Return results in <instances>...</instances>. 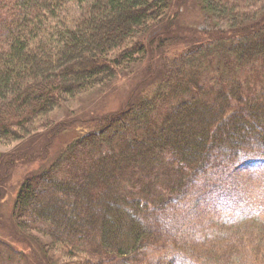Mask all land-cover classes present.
<instances>
[{
  "label": "trees",
  "instance_id": "obj_1",
  "mask_svg": "<svg viewBox=\"0 0 264 264\" xmlns=\"http://www.w3.org/2000/svg\"><path fill=\"white\" fill-rule=\"evenodd\" d=\"M185 1L0 0V145L45 143L9 219L50 240L25 260L0 244V264H36L33 247L42 264H264L263 207L181 219L220 173L264 172V0H197L203 30L179 24ZM131 78L126 108L53 152L56 110Z\"/></svg>",
  "mask_w": 264,
  "mask_h": 264
},
{
  "label": "rangeland",
  "instance_id": "obj_2",
  "mask_svg": "<svg viewBox=\"0 0 264 264\" xmlns=\"http://www.w3.org/2000/svg\"><path fill=\"white\" fill-rule=\"evenodd\" d=\"M176 9L183 19L179 24L192 28V30L207 29L215 24L212 21L210 25H205L206 19L199 10L197 0H186ZM143 69L142 67L138 71L141 72ZM138 81L139 78H131L129 81H120L116 89L99 88L78 96L69 104L56 110L50 117L63 130L56 138L53 152L61 151L64 145L73 140L78 128H86L93 122L101 123L107 117L126 108L133 98L131 89L132 87L136 89ZM75 126L77 127L74 128ZM84 132L83 130L81 134ZM44 145V141L40 139L32 143L29 148L20 143L0 145V244L16 251L18 249L23 256L21 258L15 255V257L22 260H25L26 255L34 256L29 246L50 244L49 239L37 235H30L27 238L20 237L13 221L9 219L20 186L28 174L39 169L42 164V159L35 160L30 156L36 150L40 153ZM17 147L25 148L18 151ZM219 175L214 183L206 185L209 188L208 191L199 193L198 204L197 197H193L189 203H186L190 211L184 212L181 219L195 217L198 223L219 216L221 212L231 213L242 208H264V172L259 170L248 172L239 181H236L235 176L230 177L231 173L222 172ZM1 211L5 213L4 221L1 218ZM33 249L37 254L34 259L35 263L42 264V254L36 248L33 247ZM5 252H2L3 257ZM50 255L57 256L55 251H52Z\"/></svg>",
  "mask_w": 264,
  "mask_h": 264
}]
</instances>
